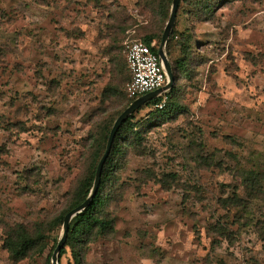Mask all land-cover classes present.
<instances>
[{
    "label": "rangeland",
    "instance_id": "obj_1",
    "mask_svg": "<svg viewBox=\"0 0 264 264\" xmlns=\"http://www.w3.org/2000/svg\"><path fill=\"white\" fill-rule=\"evenodd\" d=\"M171 5L0 0V264H51L58 218L131 102L125 46L159 48ZM164 51L187 70L164 110L148 102L122 129L112 228L70 241L59 264H264V0H180ZM19 225L45 244L14 260Z\"/></svg>",
    "mask_w": 264,
    "mask_h": 264
},
{
    "label": "trees",
    "instance_id": "obj_2",
    "mask_svg": "<svg viewBox=\"0 0 264 264\" xmlns=\"http://www.w3.org/2000/svg\"><path fill=\"white\" fill-rule=\"evenodd\" d=\"M180 4V3H179ZM179 9V8H178ZM204 9H210V5H208L207 3H204ZM178 14V11H177ZM177 18V16H176ZM143 41L145 44L151 46V49L154 52H157L158 48L155 45V38L148 36V37H144ZM161 41V40H160ZM171 70L173 73V77H174V81H177L180 77V73L185 72L187 69L185 68L184 63H181L180 61L178 62L177 66H172L171 64ZM134 99L136 98H129V100L132 102ZM158 101V98H155L153 100H151L149 103H152V105L154 103H156ZM130 102V103H131ZM166 107V105L160 109V111L164 110ZM156 110V109H155ZM132 114L121 124V126L119 127V129L117 130L112 146H111V150L109 153V156L107 157L104 165H103V169H102V174H101V178H100V182L97 188V192L95 194V196L92 199L91 204L86 207L82 212H80L79 214H77L76 216H74L72 218V220L69 223V228H68V233H67V239H66V243L63 246V248L61 249L59 254L64 253L65 251V247L66 245H71L70 241H73V243L75 241H78L79 237L83 236V235H91L94 231V233L98 234H105L108 230H110L112 228V223H113V219L108 217L105 214V208L109 202V195H104V187L106 185V183L108 181H111L110 179V170L108 171V162L111 161V156L114 154H117L118 151L120 150V137L122 135V129L123 127L129 125L130 122V118H131ZM132 128V127H130ZM139 130H132V135L133 137L131 139H133L132 141H134L135 136H137L139 134ZM108 138V136H107ZM130 139V136L128 137ZM131 146L132 144L129 143L128 146ZM105 150V148H104ZM103 150V152H104ZM102 152V154H103ZM101 151L99 152L98 155V162L102 156ZM97 162V164H98ZM97 167V165H96ZM96 167H94L90 173V176H88L85 180V182L80 185V187L77 190V193L75 194L74 199L72 200V204H70L69 208L66 210L65 214L70 211L71 209H73L74 207L78 206L79 204H81L87 197L89 190H90V186L92 184V180L94 178V174H95V170ZM256 176L252 175L249 179L250 185L251 187H253V185L257 184V181H255ZM247 188L249 189L250 186H247ZM239 205V204H236ZM60 216L58 218V221L61 223L63 221V217L64 215ZM43 236L42 235H36V234H29V232L26 230V228H24L23 226L19 225V229H13V231H11V233L8 235L7 239L5 240V246L7 247L9 253L11 254V257L14 260H19L22 259L24 257H26L29 253L31 252H41L44 249V244L45 241H43ZM73 245V244H72ZM75 258L77 259V262H79V257L78 254H74Z\"/></svg>",
    "mask_w": 264,
    "mask_h": 264
},
{
    "label": "water",
    "instance_id": "obj_3",
    "mask_svg": "<svg viewBox=\"0 0 264 264\" xmlns=\"http://www.w3.org/2000/svg\"><path fill=\"white\" fill-rule=\"evenodd\" d=\"M179 3H180V0H172L170 15H169V18L166 22L164 29H163L160 45H159V48L157 50V54L159 56L160 63L163 67V70H164L166 76H167V83L163 88L154 90L150 93H147L145 95H142V96L134 99L115 119V121H114V123H113V125L109 131V134H108L105 150H104V152H103V154H102V156H101V158L97 164L95 174H94L93 185L90 189L88 196L86 197V199L81 204H79L78 206H76L73 209H71L70 211H68L63 217L62 233H61V236H60V238H59V240H58V242H57V244L53 250V253L51 256V264H59L58 263V255L66 243L70 221L72 220V218L74 216H76L77 214L82 212L86 207H88L91 204L92 199L97 192V188H98L100 178H101V174H102L103 165H104L107 157L109 156L115 134H116L117 130L119 129V127L121 126V124L133 112H135V110H137L139 107L145 105L146 103L150 102L151 100L157 98L162 92H167L173 85L174 77H173V73L171 70L170 63L166 57L164 47H165V44L167 43V40L169 38V35L171 34L172 29H173V26H174V23L176 20V16H177V11L179 8Z\"/></svg>",
    "mask_w": 264,
    "mask_h": 264
},
{
    "label": "built area",
    "instance_id": "obj_4",
    "mask_svg": "<svg viewBox=\"0 0 264 264\" xmlns=\"http://www.w3.org/2000/svg\"><path fill=\"white\" fill-rule=\"evenodd\" d=\"M125 58L130 72V81L126 92L129 98H138L154 90L163 88L167 76L160 63L157 52L151 46L139 40H132L125 46ZM167 92H162L153 104L154 109L160 110L165 106Z\"/></svg>",
    "mask_w": 264,
    "mask_h": 264
}]
</instances>
